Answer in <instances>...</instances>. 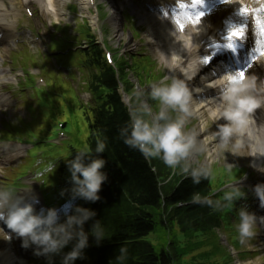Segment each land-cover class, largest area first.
Returning a JSON list of instances; mask_svg holds the SVG:
<instances>
[{
	"label": "clouds",
	"instance_id": "1",
	"mask_svg": "<svg viewBox=\"0 0 264 264\" xmlns=\"http://www.w3.org/2000/svg\"><path fill=\"white\" fill-rule=\"evenodd\" d=\"M173 56L177 58V63L173 65L169 61L165 64L167 74L149 84L147 91L137 87L131 97L123 99L129 105L131 123L121 130V136L125 145L139 150L149 162L158 159L185 178L190 176L194 184H200L201 180H207L212 175V168L206 161L194 166L193 160L206 154L209 145L197 130L187 128L198 112L194 90L190 88L189 82L199 67L185 69L183 59L175 54ZM177 68L181 69L179 75L176 74ZM217 88L215 110L212 112L216 130L209 138L215 142L216 153L224 157L225 153L264 156V123L258 124L255 115L258 109H264V78L244 72L241 75V71L225 72L218 77ZM149 99L157 102L158 111L149 106ZM8 147L6 142H0V149ZM105 148L106 143L97 139L95 153H103ZM92 151L85 145L77 151L74 159H67L70 154L59 157L65 159L73 185L70 190H62V196L67 191L73 200L79 197L95 203L101 199L98 193L102 182L107 179V175L101 171L105 160L92 159ZM59 158L47 163L37 161V170L32 179L42 184L48 183V177L55 172L56 160ZM257 170L264 173V167ZM228 171L232 173L233 168L229 167ZM221 191L222 195L215 199L196 193L191 198L192 203L206 204L215 212L229 213L235 209L237 201L247 198L245 191L235 182L227 184ZM252 191L259 200L260 208L264 209V183L255 185ZM38 203L36 195L29 197L21 194V189L15 186H0V224L10 230V233H6L0 228V237L11 240L14 234L21 239L24 249L35 246L36 256L58 254L70 242L76 241L72 250L64 256L63 264H73L78 258L84 259L83 250L89 247V233L85 232L84 224L96 213L77 206L75 215H67L66 221L60 222L58 209H41L37 213L35 205ZM70 209L71 204L63 207L66 214ZM236 214V238L244 246L257 236L259 228L264 227V216L258 217L246 207H240ZM90 234L97 245L107 236L98 222Z\"/></svg>",
	"mask_w": 264,
	"mask_h": 264
},
{
	"label": "trees",
	"instance_id": "2",
	"mask_svg": "<svg viewBox=\"0 0 264 264\" xmlns=\"http://www.w3.org/2000/svg\"><path fill=\"white\" fill-rule=\"evenodd\" d=\"M106 72L91 80V90L96 95L95 109L88 111L83 106L77 109L81 118L90 121L87 145L94 151L97 139L106 143L105 151L91 158L105 160L101 171L107 170L110 178L102 182L98 193L101 199L90 202L92 207L88 210L96 215L90 218L88 229H84L89 233V247L83 250L85 258H79L76 264H169L171 258H179V255L173 250L168 253L165 247L157 251L143 238L155 231L158 225L168 232L176 225L179 232L189 239H196V233L204 236L207 231H213L224 213L215 212L206 204L192 203L191 198L196 193L211 196L238 174L222 173L213 168L209 185V178L194 184L191 177H176L164 184L170 169L158 159L147 163L139 150L124 144L121 130L130 125V120L117 95L113 94V76L110 71ZM100 90L103 93H98ZM154 109H158L157 104ZM54 118L55 114L50 120ZM85 145L79 144L71 154ZM66 176V171L59 170L58 182H65ZM97 222L107 233L99 245L90 234ZM203 247L209 251L213 249L207 243ZM230 261L228 258L220 264Z\"/></svg>",
	"mask_w": 264,
	"mask_h": 264
},
{
	"label": "bare ground",
	"instance_id": "3",
	"mask_svg": "<svg viewBox=\"0 0 264 264\" xmlns=\"http://www.w3.org/2000/svg\"><path fill=\"white\" fill-rule=\"evenodd\" d=\"M77 1H79L80 10L89 17L90 13L87 6H85L86 0ZM172 1L173 0H161L158 2L157 0H152L151 3L147 4L150 5L148 10L154 9L152 5L158 6L161 2L171 3ZM206 1L207 5L210 6L207 8V17L200 19V22L192 29H188V27L183 28V30L180 29L179 35L174 37L168 30L166 22L156 18L154 16L155 13L151 15L152 18L147 19L148 29L153 30L148 35L151 41L154 40L152 43L153 52L151 54L153 58L163 64L169 63L170 61V63L174 65L177 63V58L171 56L175 54L183 59L185 69H196L197 65H195V59L199 60L201 57L207 56V51L213 50V48L206 50L208 45L222 42V37L227 35L231 29L240 27L241 25H247V21H243L246 17L242 14L244 9H248V14L250 13L251 15L261 17L263 14V12L260 11L263 7L261 3H259V0H227L226 2H218V0ZM126 2H129V0H126ZM7 3L14 5L17 3V0H0V41L6 42L8 45V42L12 39L8 31L12 27L8 23H5V20L10 18V11L5 10ZM24 3L25 5H30L31 1L24 0ZM35 3H42L40 11L44 16H50L56 20L63 17L62 10L57 7V0H38ZM110 3L113 4L112 10L115 14L112 21L114 25L117 26L116 22L118 17L116 13L118 10L113 2L110 1ZM14 17L15 15L13 18ZM89 18L93 23L92 16ZM93 26L96 25L93 24ZM257 30L259 32V29ZM255 36L256 39L254 40L258 39L257 46H254V42L251 40L250 43L240 49L244 61L240 70L246 75L256 74L258 77L264 78V56H261V54L264 53V36H259L258 33H256ZM260 41H262V43ZM246 52L247 55L245 57ZM164 56L169 58V60H165ZM176 71L177 75H179L181 69L177 68ZM211 77V80L198 83V92L204 93L198 97H194V99H196V105L198 107L197 113L213 119L212 112L215 110V97L218 92V77L214 73L211 74ZM0 106H7V100L2 96H0ZM255 115L258 124L264 123V109H258ZM218 123H223V121H219ZM212 143L214 144L215 142L212 141ZM249 157L251 166L255 170L264 164V156L249 155ZM6 163V160H0V169L2 166L6 165ZM30 251L31 249H24L22 246H18L16 249L13 246L12 239H4L0 246V264H27L26 258L31 253Z\"/></svg>",
	"mask_w": 264,
	"mask_h": 264
},
{
	"label": "rangeland",
	"instance_id": "4",
	"mask_svg": "<svg viewBox=\"0 0 264 264\" xmlns=\"http://www.w3.org/2000/svg\"><path fill=\"white\" fill-rule=\"evenodd\" d=\"M67 2L77 3L76 0H67ZM65 4H67V3H65ZM118 4H120V2ZM64 5L60 6V7H62L64 12H65L67 10V7ZM71 10L74 11V8L71 7ZM78 15H80L79 12H78ZM67 18H66V20L61 21L62 25L68 23ZM75 18H77V17H75ZM79 18H81V17H79ZM100 25H101V30L105 34V41H106L108 47H114V48H116V47L117 48H119V47L124 48L125 47L130 54L137 53V51L142 47L140 44L136 45V43L134 41H132V40L130 41L128 36L122 35L120 31H118V37L115 38V35L113 33V26L111 25V23L109 21L105 22V24L101 22ZM119 29L120 28H118V30ZM46 33H47L48 40H49L50 36L51 37L55 36V34H53L49 28H46ZM145 34H146V29H144V31L142 33H140V37L141 36L144 37ZM46 41H47V38L45 36L43 39V44H45ZM142 43H143V41H142ZM56 62L58 64H60V63H65L66 61L64 60L62 62L61 61L59 62L58 58H56ZM154 62L156 63V72L157 73L164 75L168 72V68H166L164 64H161L160 62L155 61V60H154ZM27 63L28 64H36V61L34 59H27ZM44 64H49V60L47 59ZM30 73H35V72L31 71ZM44 74L48 78V81L55 82L57 85V82L59 79L57 75H55L54 73L47 74L46 72H44ZM63 80L66 81V77H63ZM131 82L136 84V80L133 78H131ZM59 84H60V82L58 83V86H59ZM54 89H55L54 86L48 85V93L46 94L48 98H51L52 94L55 93ZM8 93H10V92H8ZM39 93L37 92L38 96H39ZM10 94L12 96V99H13L12 102L14 105L9 106L8 108H6L4 110V112H6L5 116L0 121L8 123V124H10V126H14V125L18 124V122L21 118L25 122L29 123L31 120H30L29 115L25 109L26 100L21 99L18 94H15V93H10ZM40 106H41V103H37V108H39ZM32 114H33V116L36 115V113H33V112H32ZM193 118H197V116H194ZM198 119H200V117H198L197 120ZM34 120L37 121V118L34 117ZM191 120H190V122H191ZM200 124H201V122L198 123L197 125L192 124V126H189L187 128L200 131ZM213 126H214V123L212 122V120L206 118L205 125H203L205 132L211 134L213 131L216 130V127H213ZM209 138H210V136H208L204 139L209 145V151L206 154L201 155V156H203V158H202L203 160L201 162L206 161L209 165L217 163L219 166L245 167L249 170L250 174H252L254 176V180L255 181L258 180L260 174L257 173V170L252 168L249 155H247V156H236V155H233L231 153H225V157L222 155H218L215 151V143L213 144ZM50 148L52 149V146ZM198 157H200V155L195 157L193 160L194 166L199 165L201 163V162L200 163L198 162ZM11 173H12V171L6 169V166H4L3 169L0 171V182L3 181L4 179H9L11 176ZM247 207H248L247 210L249 212H253V213L257 214V212H258L257 207H255L254 205L253 206L249 205ZM233 216L236 219L235 221H231V218H234ZM236 223H238V216H237L236 212L235 213L232 212V215H230L229 218H227L224 222V232L226 233V237L228 238V242L231 246H233L235 249H242L243 246H241L239 244V242L236 238V232H235V228H234V225ZM6 233H9V232H6ZM182 235L183 234L181 232H179V228L177 226H175L174 229L170 233H166V231H164L161 227H157V229L155 231L150 233L144 239L148 243H150L158 251L161 248H163V246H166V244L169 241L174 242V241H176V239L181 240ZM263 235H264V230L259 229L256 238H254L253 241H250L247 245H244L246 250H248L249 256H248V258L245 257L246 260L240 262L241 264H264V239H263ZM206 237H207L206 239L199 238L198 240L181 241V245L180 244H178V245L183 246V247H187V248H193L198 243L206 241V243L208 245L211 244V246H213V247H214V244L217 245L216 250L218 252L223 251V248L219 244L216 243L215 237L212 233H208ZM222 237H223V235H222ZM2 240H3V237H0V246H1ZM14 240H15V246H18L19 244H21V239L14 237ZM222 243H224L223 238H222ZM32 247H34V246H32ZM195 249H198V250L190 251L187 253L188 256L185 258L186 264H211L208 257L206 255H204L205 253L210 254L209 250L204 248L202 245L197 246ZM31 255H32V258H35V259L38 258V256L34 255V253H32ZM218 255H220V254L217 253V254L211 255V261H217ZM232 255L235 256L234 253ZM53 256H54V254H53ZM57 257H58V255L56 256V258ZM240 263L235 261V264H240ZM55 264H59V260L56 259Z\"/></svg>",
	"mask_w": 264,
	"mask_h": 264
},
{
	"label": "snow or ice",
	"instance_id": "5",
	"mask_svg": "<svg viewBox=\"0 0 264 264\" xmlns=\"http://www.w3.org/2000/svg\"><path fill=\"white\" fill-rule=\"evenodd\" d=\"M202 3V0H193V5H199ZM182 8L186 7L185 5H181ZM260 11L264 12V8H261ZM249 10L248 9H244L243 10V15L247 16ZM202 16V13H198L197 16L195 17V19L197 21L200 20ZM256 23V27L259 29L260 35H264V20H261V18L259 16L256 17L255 20ZM181 29L183 30V25L181 24ZM247 32V27L244 25H241L240 27H236L231 29L228 33L227 36L225 37L227 43L223 44V45H217V48H226L230 51H232L233 53L237 52L238 49V45L236 44V40H243L245 38V34ZM264 54V53H262ZM211 62V57H206L203 60L204 64H208ZM241 75H243V71H241Z\"/></svg>",
	"mask_w": 264,
	"mask_h": 264
}]
</instances>
